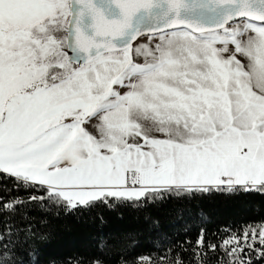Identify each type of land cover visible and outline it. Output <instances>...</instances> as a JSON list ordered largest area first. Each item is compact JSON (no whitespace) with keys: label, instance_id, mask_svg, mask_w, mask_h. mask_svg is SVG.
<instances>
[{"label":"snow or ice","instance_id":"6c2138e0","mask_svg":"<svg viewBox=\"0 0 264 264\" xmlns=\"http://www.w3.org/2000/svg\"><path fill=\"white\" fill-rule=\"evenodd\" d=\"M214 191L264 194V0H0V264H45L60 211ZM210 235L46 264L264 260V226Z\"/></svg>","mask_w":264,"mask_h":264},{"label":"trees","instance_id":"16d2710c","mask_svg":"<svg viewBox=\"0 0 264 264\" xmlns=\"http://www.w3.org/2000/svg\"><path fill=\"white\" fill-rule=\"evenodd\" d=\"M190 195L192 194L162 193L160 199L153 196L140 201H113L114 210L98 205L92 211L74 214L60 211L58 216L49 217L55 232L51 243L40 253L39 259L46 264L49 257H65L84 252L101 234L131 232L139 240L138 251L153 252L152 244L157 238L164 243L184 241L186 237L194 242L200 227L214 234L209 239L220 243L219 238L229 228L242 230L247 226L249 232L255 228L258 233L259 228L264 226V222H261V217H264V194L214 191L196 194L197 199H189ZM201 209L209 217L207 221L199 218ZM32 214L39 216L41 212L35 211ZM100 216L103 221L98 219ZM153 219H158V227L152 225ZM10 222L18 223V219ZM2 225L3 219L0 218V228ZM212 251L209 249L208 254L211 255ZM234 259L235 254L232 257L224 254V264H233ZM247 259L246 255L245 260ZM254 259L255 264H264V260L258 255ZM212 264L217 262L212 261Z\"/></svg>","mask_w":264,"mask_h":264}]
</instances>
